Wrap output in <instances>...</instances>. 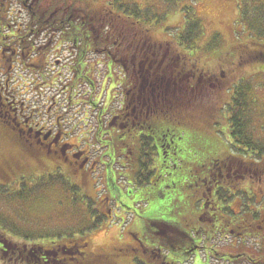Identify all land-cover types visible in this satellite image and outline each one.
<instances>
[{
    "label": "flooded vegetation",
    "instance_id": "af4514ba",
    "mask_svg": "<svg viewBox=\"0 0 264 264\" xmlns=\"http://www.w3.org/2000/svg\"><path fill=\"white\" fill-rule=\"evenodd\" d=\"M17 1L29 14L28 24L41 26L33 20L37 16L46 24L61 17L58 15L59 10H50L48 7L42 10L44 6L42 2L45 0ZM6 2L7 0H0V138L4 144L15 147L21 157L29 158L35 165L48 169L39 180L48 181L53 174L52 170L55 172L58 168L61 173L69 171L74 175V184L82 194L85 193L84 183L91 182L92 187L97 190L95 196L84 195L93 203L92 208H95L96 212L116 224L117 217L119 219L125 217L120 209L115 207L118 198L109 195L105 181L106 174L97 171L103 160L102 150L106 147L105 144V147L101 146L102 138L95 135L99 128L108 138H116L118 133L120 137L124 135L122 150L125 145L130 154L129 145L133 140L137 141L139 154L133 156L131 160L128 159L127 152L117 150L120 152L122 163L115 164L119 165L121 170L124 169V175L118 173L117 178L128 181L126 175L131 176L130 184L140 192L141 198L135 202L139 208L142 205L156 206V200L152 199L156 197L153 189L160 178L172 173L173 163L179 167L186 164L187 160L188 163L193 160V162L203 160L204 170L200 171L198 168L187 170L190 172L188 180L195 179L197 189L189 195L191 200L186 205L188 213L178 216L179 219L172 218L173 209L181 200L180 193L176 195L175 198L178 199L175 201L173 191L168 195L162 192V196L169 198L164 203L170 207L168 209L170 218L155 219L156 226H153L158 229L157 235L154 240H149L151 245L154 243V248L159 250L158 241L163 238L164 241L169 239L176 246L179 245L180 250L186 249L184 257L169 255L167 251L161 255L155 251V259L149 256L144 261L143 257L131 256L130 264H261L255 257L256 250L259 251L261 248L260 252L264 251L262 248L264 247V189L257 192L251 188V192L246 194L245 201L238 200L239 198L233 200L235 198L232 195L233 199L229 203H224L218 194L220 191H227L229 197L231 192L241 190L244 185L246 187L248 185L246 183H250V187H253L251 184L253 181L258 184L264 183V161L258 165L261 170L253 169L255 165L252 163L239 162V158L243 159L248 155L250 158L251 155H244L245 153L228 147L229 144L224 143L223 136H198L197 129L203 130L205 127H197L196 121H192L191 116L188 117L192 102L201 98L203 90L209 89L210 95H218L221 103L217 104L222 106L231 102V98L238 94L240 82L244 79L235 76V68L227 69L226 64L232 66L233 63L228 58H222L218 69L209 72L200 64L197 50L188 51L179 46L175 40L154 41V43L149 32L151 29L144 27L143 30H134L121 20L114 19L116 9L111 2H108L102 11L97 12V15L102 17L100 27L103 28L101 32L104 34V39L98 41L97 47L92 40H89L87 44L89 48L84 50L80 42H75L71 66H68L66 60L55 59L54 64L49 68L47 60L53 48L52 44L59 51L61 42L51 39L42 46L43 48L33 49L26 40L23 26L14 29L9 24L5 17L8 14ZM74 11L71 15L88 13L87 18L83 17L82 20L93 23V26H88L85 31L87 37H93L96 28L100 29L94 24L93 17L96 13L83 8ZM107 17L111 19L108 20ZM46 27L44 25L43 28ZM148 40L151 43L148 44ZM245 50L239 56L237 67L240 66V62L250 63L257 55ZM94 53L100 57V62H96L95 57L93 58L92 62L95 65L90 60ZM46 66L52 71L50 78L44 76L43 71L47 69ZM31 67L39 70L46 67L41 73L42 81L38 83L34 82L35 79L25 78L22 83L21 73H31ZM98 67L102 69L104 78L97 83L95 73ZM116 70L117 82L114 85L116 93L112 94L106 77L111 80L109 74L115 73ZM59 75H68L70 80L58 87L54 82L61 77ZM222 92H224L223 100L221 99L223 96H220ZM21 93L25 96L34 94L37 97L36 106L43 104L42 108L46 111L40 114L32 113L28 101L16 99ZM38 115L48 120L46 126L37 122ZM204 115L206 116L203 117L204 119L212 118L207 116L209 115L207 113ZM162 119H170L166 130H163L165 125ZM65 123H67L66 128L70 130L79 126L90 130L88 136L83 139L73 137L64 130ZM189 127H192V133L188 131ZM112 133L115 136H111ZM189 133L191 137L188 138ZM137 134L139 136H136ZM139 137L141 143L138 141ZM142 137L145 141H141ZM215 139L222 144L217 143ZM232 149L234 151H231ZM141 157L151 162L145 168H140ZM133 165L138 166L132 168ZM16 167L2 161L0 173L4 178L15 176V172L21 171L19 166ZM204 174L208 177L207 183L203 179ZM224 178L225 181H229L228 184L224 183ZM24 179L26 176L20 174L16 179H11V186L20 187ZM81 193L77 195L78 198H82ZM178 208H180L179 213L185 212L181 207ZM255 216H258L256 221L253 220ZM134 225L135 221L131 219L125 231L128 238L134 237L136 241L131 246L149 247L148 242L139 239L130 231ZM10 236L11 229L0 228V238H7L6 247L0 243V258L10 256L13 263L26 264L21 258L27 257V244L19 241L13 245L8 240L11 239ZM75 242L76 253L73 256L76 257V264L93 261L95 258L108 263L109 260L119 256L118 253L108 251L92 253L85 236H80ZM63 243L55 238L42 244V247L38 245L37 248H31L34 261L36 259L35 262L38 264L40 262L64 264L63 249L66 247ZM126 246L129 247L130 244ZM127 247L120 248L119 252L132 254L134 250ZM45 250L50 251L47 257L39 254ZM135 251L142 254L138 249Z\"/></svg>",
    "mask_w": 264,
    "mask_h": 264
},
{
    "label": "rangeland",
    "instance_id": "374dc122",
    "mask_svg": "<svg viewBox=\"0 0 264 264\" xmlns=\"http://www.w3.org/2000/svg\"><path fill=\"white\" fill-rule=\"evenodd\" d=\"M260 1L264 2L263 0L252 1L254 4L251 3L250 7H248L254 16L259 14ZM47 2L51 4V0ZM108 2H111V0H72L69 7L76 10L89 9L90 12L97 13L99 10L102 11ZM6 4L7 11L11 12V23L28 24V13L21 8L22 6L19 5V2L7 0ZM114 4V7L120 5L122 7L130 6L135 11L139 9L138 17L146 26L134 23L135 27L132 28L134 30H143L142 28L144 27L151 29L149 32L153 42L173 40V36L176 34L175 30H184L186 28V18L199 20L201 32L193 48L199 54L197 56L198 58L200 57V64L210 72L218 69V64L222 58H228L233 63L232 66L226 64L227 69L235 68V76L243 77L247 83L246 86L250 90L247 99L248 103L249 101L253 103L250 110V119L252 120L250 127L253 130L255 129L256 137L264 138V62L253 59L246 64L240 62V66L237 67L241 52L246 49L251 54H255V48H258L250 41L251 38L247 36L249 33H245V30L239 24V6L241 5L243 6L242 9L244 8L241 0H115ZM126 13L130 14L127 11ZM5 17L8 18L7 15ZM146 17L148 19L147 23L143 21V18L146 20ZM125 20L129 24L133 22L142 24L139 20L133 19V17L130 20ZM55 40H58V34ZM149 43H151L150 40H148ZM116 72L117 70L115 71L114 79L115 77L117 78ZM115 83L113 82L111 85L113 86ZM208 91L210 90L201 91L203 95L193 106L211 107L212 110H215L213 117L200 120L193 118L191 120L196 121L195 125L197 127H205L203 130L197 129L198 136H225V139L223 137L222 139L225 144H229L227 125L225 124V121L228 123L225 106L217 104L221 103L219 96L215 94L212 96ZM112 92L116 93L115 90H112ZM223 94L224 92L220 96L222 97ZM223 98L224 96L221 99L223 100ZM188 131L192 133V127H189ZM190 133L188 138L191 137ZM218 143L222 144L221 141ZM228 147L230 146L228 145ZM231 151L234 150L232 149ZM2 161L21 168L19 169L21 170L20 172H15V176L8 177L16 179L20 174H24L26 179L22 180V183H24L22 185L26 183L36 185L29 193H25V189L20 185L17 189L21 190V192L17 190L18 194H14L12 198L8 194L5 198L0 197V228L3 230L13 228L11 230V239H8L11 244L16 245L17 242L21 241L19 238H23L25 234L30 237V239L25 240L26 244L49 242L50 240L44 235L47 230H51V232L57 230L59 232L60 238L58 242H68L71 240L69 237L72 239L80 237L84 225H87V223L81 222L87 217V206L79 200H75V197L67 190L63 181L59 180L60 183L51 181L53 185L43 184L38 177L44 175L48 169L45 170L39 167L38 164L35 165L33 160L29 158L21 157L15 147L4 144L0 138V162ZM119 168V165L114 166L111 161L106 160L99 164L97 171L102 174L111 172L113 183L110 181L109 184H112V188L115 187L116 190L121 191V196L117 199L115 207L119 208L122 214L132 217L136 224L141 223L144 214L142 209L133 203L132 200V198L139 197L141 194L130 185L129 181L117 178L118 173L124 175V171ZM8 177L4 178L3 174L0 173V185ZM11 179L6 181L10 182L7 183V186L12 190L15 189V186H11ZM71 181L70 183L72 184ZM83 187L87 196H95L97 190L92 187L91 182L84 183ZM172 194L174 193L172 192ZM156 204L160 203L156 201ZM117 219L118 222L115 225L110 226L114 221L111 222L107 219L100 224L99 228L97 227L94 231L82 235L87 237L89 241L88 248L92 253L111 252L114 246L122 245L119 244L120 241L123 243L130 242L128 235L126 233L122 234L125 219H119L118 217ZM112 261L114 264H126L122 262L121 254L114 257ZM0 264L15 263L12 262L10 256H3L0 258ZM127 264H130V262Z\"/></svg>",
    "mask_w": 264,
    "mask_h": 264
},
{
    "label": "trees",
    "instance_id": "16d2710c",
    "mask_svg": "<svg viewBox=\"0 0 264 264\" xmlns=\"http://www.w3.org/2000/svg\"><path fill=\"white\" fill-rule=\"evenodd\" d=\"M48 0L43 1V9H50V10H59L58 13H60L59 15H61V17L58 20H52L51 22H47L48 24H46L45 22H42L41 20L38 19V16L35 17L33 20L38 22V24H40L42 27H44V25H46L47 27L51 28L52 30H56L59 31L60 33V41L62 42H70L71 44L75 43V42H80V44L83 45V49L84 50H88V41L92 40L93 43L95 44V46L97 47V43L98 41H101L104 39V34L102 31V27H100L101 22L100 19H102L101 16L97 15L93 17L94 20V24L97 27H100V29H97L94 31V36L93 37H87L86 36V28H88V26H93V23L89 22L87 23L86 20L83 21V17L87 18V12H81L79 15H71L73 14V12H75L74 10L76 9H72L71 7H69V4L71 3L72 0H51V4L49 2H47ZM244 8L242 9L243 6H239V24L241 25L242 29L245 30V33L248 32L253 45L258 46V48L256 49L255 54L256 57L255 59L260 61V62H264V2L260 1V6L258 8L259 14H257L256 16H254L253 12L248 8L250 7L249 5L251 3H253L252 1H256V0H241ZM264 1V0H263ZM114 2L115 0H111L112 6L114 7ZM66 4L64 7L63 5ZM254 4V3H253ZM117 10H114V15L113 18L116 20H121L122 22H125L128 27H135V24L137 25H142V26H146L145 23H143L141 21V19L138 17L139 15V9L138 10H134L132 7L130 6H120L117 5L115 6ZM137 9V8H136ZM241 9V10H240ZM129 12L130 14H127L126 11ZM81 15V16H80ZM80 16V17H79ZM133 17V19H137L140 21V23L142 24H138V22H133L131 24L127 23L125 19L130 20ZM77 19V20H76ZM106 19L110 20L111 17H107ZM83 21V22H82ZM143 21H146V23L148 22V19L146 17V20L143 18ZM83 23V25H82ZM135 23V24H134ZM114 24V23H113ZM186 28L183 30H175L176 34L173 36L174 40L179 44V46L184 47L186 50H192L195 51V49L193 48L196 40L198 39L200 32H201V24L200 21L192 18H186ZM114 29V28H113ZM42 47V46H41ZM43 48V47H42ZM37 49V48H36ZM83 55V54H82ZM83 58V57H82ZM82 59H80V63L83 65V63L81 62ZM81 69V68H80ZM61 76V75H59ZM60 80H64L66 79V75L61 76L59 78ZM247 83L244 80H241L240 82V86L238 89V94H236L235 97L231 98V102H229L227 104V106L225 107V112L228 116V123L225 121V124L227 125V131H228V136L230 139V147L234 148L235 151H238L240 153H245L246 154H250L251 157L248 158L244 157L243 159L239 158V162L244 161L245 163H252L255 166L253 167V169H257L260 168V170L262 169L261 167H258V165L264 161V138L255 135V129H251V124H252V120L250 119V110H251V106H252V102L247 101L248 97H249V92L250 90L248 89L249 87L246 86ZM244 86V87H243ZM196 102H192V107H191V111L190 114L188 115V117L191 116V119L193 118H201L204 119L203 117H206L204 114H209L207 116L209 117H213L215 110L213 109H209V107H204L201 105H196L195 107L193 106L194 104H196ZM196 110V112H195ZM194 116V117H193ZM175 117V116H174ZM193 117V118H192ZM181 120V117L179 118ZM178 118H176V120H179ZM179 120V121H180ZM170 119H162V122L164 127L163 130L167 129V122H169ZM88 132V131H87ZM95 134V133H94ZM120 133H118V135H116V138H111V137H107L106 135L104 136L103 131L99 128L96 132V137H100L102 138L101 140V146H104V144L106 145V147L104 148L102 157H103V161L109 160L111 161L114 166H117L115 163L119 162L122 163L121 161V157L119 156V151H123V153H126L129 150H126V146L124 145V149L122 150V142L123 140H125L124 135H119ZM88 135H86L85 137H87ZM111 136H115V134H111ZM136 136H139L138 134ZM106 137V138H104ZM218 137V136H217ZM262 138V139H261ZM216 140V139H215ZM139 143L140 142V137L138 138ZM141 141H145V138L142 137ZM217 141V140H216ZM218 143V141H217ZM121 144V146H120ZM135 144V145H134ZM137 141L133 140L131 145H129L131 147V154L127 152L128 154V159L136 157L137 154H139V148H137ZM219 145V144H218ZM147 146V144L145 145ZM134 150H133V149ZM119 150V151H117ZM223 151H225L224 149H222ZM141 154H143V151L141 150ZM140 159H142V161L139 160L140 163V168H145L147 167V164H150V160L149 159H145L143 157H141ZM238 159V158H237ZM249 159V160H246ZM188 161V160H187ZM186 161V164H182L183 166H179L177 167L175 163H173V165L171 167H173V171L172 173L168 174L167 177L165 178H160L158 184L154 187L153 192L156 193V197L152 198L153 200L156 201H160V204H156V206H146V205H142L140 209H142V212L144 214L143 219L141 220V223H138L133 226V228L130 229V231L133 232L134 235H136L139 239H143L145 242H148L149 247H145V248H138V247H134L131 245H134L136 243V241L133 238H129L130 242L129 243H123V242H119V244H122L121 246H114L111 249V253H118L119 255L121 254V260L124 263H128L130 262L131 256L132 257H143V260L145 261L147 259V257L152 256L155 259V251L158 254H165V252L167 251L169 253V255H174L179 256L180 258L184 257V254L186 253V249L184 250H180V246L176 244H174L171 240L166 239L164 241V238L162 240H159V244H158V249H155L154 247V243L151 245V243L149 242V240H154L155 236L157 235L156 232L158 231V229L155 227V219L160 217H169V205H167L166 203H164L165 201H168L169 198L165 195H168L171 191H173L175 193L174 198L175 201H177L178 198H175L176 195L178 194V192L180 193L181 200L179 202V204H177V206L173 209V213L174 215L172 216V218L174 219H179L177 218L178 216H182L183 214L188 213V210L186 211V205L188 204V201L191 200L189 199V195L192 194L193 192H196V181L195 179L193 180H188L189 178V174L190 172L187 170H193V168H198L200 171L205 169V161H190L189 163ZM252 161V162H251ZM138 163V165H139ZM138 165L132 167V168H136ZM188 166V167H186ZM196 166V167H195ZM120 169V168H119ZM186 169V170H183ZM124 170V169H123ZM199 171V172H200ZM52 175L49 178L48 181H44L41 180V182L43 184H51L52 182H59L63 181L64 185L67 187V190L70 191V193H72V195L75 197V200L78 201V197L77 195L79 194V192L81 193V190H79V188L74 184V175L72 173L68 172H63L61 173V171L57 168L55 172H53L52 170ZM72 174V175H71ZM105 175V174H103ZM127 176L128 181L130 182V180H132V178H130L131 176ZM60 178V179H59ZM113 178L111 172L109 174H106V186L107 189L109 190V195L110 196H114L115 198H119L120 192L119 190H116V188H112V184H109V182L111 181V183H113V180H111ZM126 178V177H124ZM8 179H11V177H8L7 179L3 180V183H1L0 185V197L5 198V196L8 194L9 196H11V198L13 197L14 194H18V192H16L18 189L17 186H15V189H10L7 185V183H10L9 181H6ZM180 181H179V180ZM205 183H207L208 181V177L204 174L203 177ZM72 182V184L70 183V181ZM74 180V181H73ZM224 183H229V181H225V178L223 179ZM24 182V181H23ZM60 183V182H59ZM24 184V183H22ZM21 187H23L25 190V193H29L32 191V188L35 187L36 185H29V183H26L25 185H22ZM139 185H141L138 182ZM248 184L246 187L243 186V190H238V191H234L231 192V194L228 197V193L227 191H220L218 194V197H220L221 199H223L222 201L224 203H229V201H231V199L236 200L237 198H239L238 200H243L245 201V197L246 194L251 192V188H253L254 190L258 191H262L264 189V183L262 182V184H258L256 181L251 182V184L253 185V187H250V183H246ZM131 186L133 184H130ZM243 185V184H242ZM209 187H211V185H208ZM206 186V187H208ZM39 187V186H38ZM172 190H171V189ZM256 188V189H255ZM34 189V188H33ZM66 190V189H65ZM66 190V191H67ZM19 191V190H18ZM2 192V193H1ZM9 192V193H8ZM16 192V193H15ZM21 192V190L19 191ZM162 192L163 194L166 193L164 196H162ZM206 193V191H204ZM34 193V192H33ZM32 193V194H33ZM85 193H81L82 198L80 197L79 200H86L87 202V217L85 220H83V222L87 223V225H84V229L86 230V232L88 231H92L95 230L99 224L104 220V216H102L98 211H94L95 208L93 207V203L89 200V198L87 196L84 195ZM233 195V198L231 197ZM141 198V195L139 196ZM136 197V198H132L133 203H135L136 201H138L140 198ZM157 197H159L157 199ZM164 197V198H163ZM151 199V198H150ZM151 199V200H152ZM247 200V199H246ZM243 201H240L241 203ZM136 204V203H135ZM138 206V205H137ZM181 207V209L183 211H185L184 213H179V210ZM260 208V206L258 207ZM191 211V210H190ZM184 216V215H183ZM170 218V217H169ZM258 216L253 217V220H257ZM1 221V219H0ZM155 225V226H153ZM13 230V229H11ZM154 231V232H153ZM81 236L83 235L80 234ZM20 236H22L20 234ZM26 239L30 238L27 236ZM58 239L60 237H57ZM68 242H64V246L66 247L65 249H63V257L65 258L64 264H76V257L73 256L74 253H76V249L74 248L76 245V239L72 240L71 237H69ZM147 239V241H146ZM53 242V241H52ZM0 243L6 247L7 246V238H0ZM23 244L26 245V242L23 241ZM44 243H38V244H27L28 246V253H27V257H22L21 259H23L26 264H38L35 261H37L35 259L34 261V253L33 251H30L31 248H37L38 245H41L39 247H42ZM130 244L129 247H127L126 245ZM157 245V244H155ZM124 247L130 248L133 253L130 255L129 254H122L119 252L120 248L124 249ZM264 248V247H262ZM138 249L141 251L142 254H140L139 252H136L135 250ZM113 250V251H112ZM161 250V251H160ZM261 248L257 251V255L255 257V259H258L261 264H264V251L261 253L260 252ZM30 251V252H29ZM110 252V251H108ZM145 252V253H144ZM50 253L49 250H45L42 252H39V254H42L43 256L47 257L48 254ZM163 253V254H162ZM168 255V256H169ZM81 259V258H80ZM100 258H95L93 261H86L83 262V264H113L112 260L108 261V263L105 262V260H99ZM142 260V261H143ZM35 262V263H34ZM39 264H48L47 262H40Z\"/></svg>",
    "mask_w": 264,
    "mask_h": 264
}]
</instances>
